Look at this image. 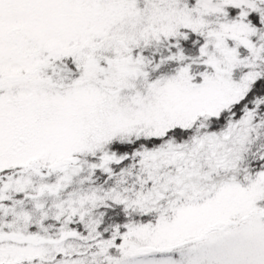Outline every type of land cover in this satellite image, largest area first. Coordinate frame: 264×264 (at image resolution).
<instances>
[{"label": "snow or ice", "instance_id": "obj_1", "mask_svg": "<svg viewBox=\"0 0 264 264\" xmlns=\"http://www.w3.org/2000/svg\"><path fill=\"white\" fill-rule=\"evenodd\" d=\"M0 264H264V0H0Z\"/></svg>", "mask_w": 264, "mask_h": 264}]
</instances>
